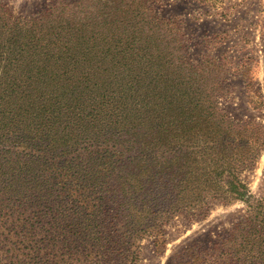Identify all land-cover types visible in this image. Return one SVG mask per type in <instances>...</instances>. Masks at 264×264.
I'll use <instances>...</instances> for the list:
<instances>
[{
  "label": "trees",
  "instance_id": "trees-1",
  "mask_svg": "<svg viewBox=\"0 0 264 264\" xmlns=\"http://www.w3.org/2000/svg\"><path fill=\"white\" fill-rule=\"evenodd\" d=\"M174 29L144 0L0 1V264H137L215 201L245 211L178 264H264V195L241 178L264 126L223 111L221 63Z\"/></svg>",
  "mask_w": 264,
  "mask_h": 264
},
{
  "label": "rangeland",
  "instance_id": "rangeland-1",
  "mask_svg": "<svg viewBox=\"0 0 264 264\" xmlns=\"http://www.w3.org/2000/svg\"><path fill=\"white\" fill-rule=\"evenodd\" d=\"M12 11L28 17L52 0H0ZM160 18L176 24L186 59L198 64L208 58L221 63L223 111L235 120L253 119L264 126V0H144ZM256 107V108H254ZM255 195H264V150L253 168L241 174ZM245 211L241 203L211 202L208 215L188 222L177 215L164 227V248L154 251L152 238L140 242L137 264H178L181 248H203L223 234Z\"/></svg>",
  "mask_w": 264,
  "mask_h": 264
}]
</instances>
